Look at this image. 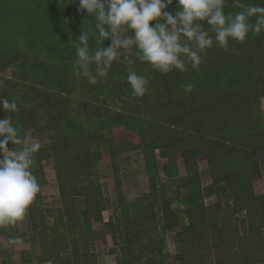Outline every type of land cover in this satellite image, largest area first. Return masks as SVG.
Masks as SVG:
<instances>
[{
    "label": "trees",
    "instance_id": "trees-1",
    "mask_svg": "<svg viewBox=\"0 0 264 264\" xmlns=\"http://www.w3.org/2000/svg\"><path fill=\"white\" fill-rule=\"evenodd\" d=\"M78 8L79 0H0V64L14 67L2 95L16 101L18 110L8 115L22 135H47L32 171L42 188L43 161L52 159L60 202L45 206L40 191L23 219L25 229L23 220L0 226L8 243L29 244L20 261L6 254L0 264H99V242L108 245L115 264H264V191L253 187L264 170V32L231 41L228 52L214 46L199 71L189 66L161 74L137 60L133 49L130 62L114 63L107 80L90 84L77 73L73 42L87 31L90 48L100 45L94 18ZM171 8L178 10L175 0ZM239 10L229 0L225 11ZM2 28H20L14 46H8L11 35L4 42ZM130 70L150 82L143 97L132 96ZM6 116L0 107V119ZM125 130L138 135L117 141L115 133ZM136 150L149 189L128 201L117 161ZM202 159L211 178L206 185ZM101 163L113 169L114 201L103 191Z\"/></svg>",
    "mask_w": 264,
    "mask_h": 264
},
{
    "label": "clouds",
    "instance_id": "clouds-1",
    "mask_svg": "<svg viewBox=\"0 0 264 264\" xmlns=\"http://www.w3.org/2000/svg\"><path fill=\"white\" fill-rule=\"evenodd\" d=\"M228 2L175 0L178 10L174 11L169 10L174 0H79L77 11L86 10L94 18L93 36L100 45L93 51L89 32L80 31L73 42L79 74L90 84L107 80L113 64L127 60L129 49L135 50L137 60L161 74L184 72L189 66L199 71L209 49L215 46L228 52L231 41L243 43L249 33L264 32V4L231 0V6L240 9L232 13L225 11ZM121 28L132 34L121 36ZM109 38L111 42L105 47L104 41ZM126 80L133 97L148 93L150 82L145 76L130 70ZM192 88V84L184 86L186 92ZM0 104L7 113L0 119V226H9L24 219L41 191L32 171L41 144L27 142L12 122L8 113L18 110L15 100L9 102L0 96ZM10 142L12 146L8 147Z\"/></svg>",
    "mask_w": 264,
    "mask_h": 264
},
{
    "label": "rangeland",
    "instance_id": "rangeland-1",
    "mask_svg": "<svg viewBox=\"0 0 264 264\" xmlns=\"http://www.w3.org/2000/svg\"><path fill=\"white\" fill-rule=\"evenodd\" d=\"M20 31V28H11L10 30L8 28L3 29V40L4 42H8L9 38L7 36H10L9 44L8 46H14L16 43V36H18L17 32ZM121 36H127L129 33L126 29L121 28L119 30ZM123 53V50H121ZM133 54V49H129L127 51V61H131V56ZM77 73H80V69L78 65H76ZM14 73V67L11 65L7 68H4L0 64V96L2 95L3 91V79L11 78L13 77ZM80 76V74H79ZM81 78V76H80ZM83 79V78H81ZM85 79V78H84ZM4 97V96H3ZM261 106H262V114L264 118V97L261 99ZM0 107H2V104H0ZM138 135L137 131L132 130H125L115 133V139L117 141H123L128 140L136 137ZM27 142L37 141L42 145H46L48 143V137L47 135H36L35 137H25ZM158 152V151H157ZM157 158L159 162H164L165 160L162 159L158 154ZM117 164L119 166L120 175H121V184H122V191L124 198L128 201H132L138 196H140L142 193L146 192L148 187V179L147 174L144 170V161L143 156L139 150L136 151H128L124 152L119 156V159L117 161ZM178 167L181 174L185 173L184 164L181 159L178 160ZM43 170L44 175L46 179V183L42 186V196H43V202L45 206L48 207H57L60 205L59 202V190L54 170V163L52 159H47L43 161ZM112 167L110 166L109 169H103V163L100 164V180L103 187V191L105 194L111 199L115 200L117 196V182L112 174ZM200 171H201V180L203 185H206L210 183L211 178L207 170V164L204 159L200 161ZM162 179L164 180V175H161ZM253 187L256 193H262L264 191V170L262 171V174L257 175L253 178ZM215 201V198L212 197H206L205 203L211 204ZM112 213V206H108V208L103 212V216L105 219H107ZM25 221L23 220L21 225L22 228L25 229ZM29 248V244L26 242L19 241L16 244H10L7 242L4 235L0 234V258H2L4 255L8 254L13 262L20 261L21 258V252L25 249ZM97 250V258L99 264H115V255L110 253L108 251V245L99 242L96 246ZM167 249L174 253L176 251V248L173 244H168ZM40 264H50V263H40Z\"/></svg>",
    "mask_w": 264,
    "mask_h": 264
}]
</instances>
